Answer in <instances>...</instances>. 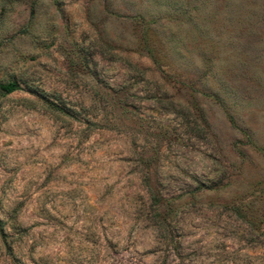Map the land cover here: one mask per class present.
<instances>
[{"label":"rangeland","instance_id":"rangeland-1","mask_svg":"<svg viewBox=\"0 0 264 264\" xmlns=\"http://www.w3.org/2000/svg\"><path fill=\"white\" fill-rule=\"evenodd\" d=\"M0 264H264V0H0Z\"/></svg>","mask_w":264,"mask_h":264},{"label":"trees","instance_id":"trees-1","mask_svg":"<svg viewBox=\"0 0 264 264\" xmlns=\"http://www.w3.org/2000/svg\"><path fill=\"white\" fill-rule=\"evenodd\" d=\"M20 88L21 86L17 80H9L7 82L0 83V89L4 94L13 93L19 90ZM0 229L2 230L3 227L1 226Z\"/></svg>","mask_w":264,"mask_h":264}]
</instances>
